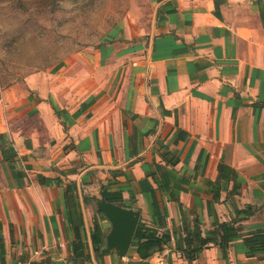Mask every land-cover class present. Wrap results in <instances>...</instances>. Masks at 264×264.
<instances>
[{
	"label": "crops",
	"instance_id": "obj_1",
	"mask_svg": "<svg viewBox=\"0 0 264 264\" xmlns=\"http://www.w3.org/2000/svg\"><path fill=\"white\" fill-rule=\"evenodd\" d=\"M128 5L123 37L134 39L131 47L101 49L99 65L71 64L52 80L30 75L2 92L0 149L14 155L0 152V264H187L176 246L192 217L205 237H213L214 221L246 205L252 214L235 225L247 232L264 224V0ZM162 149L178 158L167 166L170 184L182 187H172L177 201L144 175L164 165ZM219 162L235 171L240 188L228 194L231 183H221L214 201L205 180L215 179ZM106 184L148 226L147 192L155 189L164 219L157 230L169 241L148 258L130 245L121 258L92 251V218L102 243L109 224L93 213L91 197ZM66 188L79 202L87 259L72 260L69 251ZM243 251L238 238L222 259L208 243L191 264H264V254L250 262Z\"/></svg>",
	"mask_w": 264,
	"mask_h": 264
},
{
	"label": "rangeland",
	"instance_id": "obj_2",
	"mask_svg": "<svg viewBox=\"0 0 264 264\" xmlns=\"http://www.w3.org/2000/svg\"><path fill=\"white\" fill-rule=\"evenodd\" d=\"M128 6V0H0V97L30 75L57 79L71 64H101V49L131 47L134 39L123 37L132 23Z\"/></svg>",
	"mask_w": 264,
	"mask_h": 264
},
{
	"label": "trees",
	"instance_id": "obj_3",
	"mask_svg": "<svg viewBox=\"0 0 264 264\" xmlns=\"http://www.w3.org/2000/svg\"><path fill=\"white\" fill-rule=\"evenodd\" d=\"M52 108L55 110L54 105ZM2 158L6 160H12L11 157L14 152L11 149H7L4 152L0 149ZM161 159L164 161V165L159 163H153V170L145 172V177H149L155 184L156 189L166 194L167 197L173 201H177L176 196L172 193V187L176 189H182V187L174 183L170 184V178L172 172L167 166H174L178 162V158L172 152L167 149H162L159 152ZM216 177L214 180H205V184L209 188V194L212 200H217L221 183H231V187L228 194H237L240 184L236 180L235 171L226 164L219 162L216 166ZM20 175V173H17ZM180 180V179H179ZM180 182V181H179ZM109 184V182L107 183ZM102 187V195L104 200L121 204L122 197L119 191H110L108 186ZM64 207H65V221L68 229L72 233V240L69 243V251L72 260L77 258H88L87 245L83 233V222L80 213V206L76 194L72 192L70 188H66L62 195ZM83 203L86 199H82ZM148 207L150 210V221L152 226L145 225L142 222H138L133 232V236L130 242V246L134 249L137 257L140 260H144L150 256L152 251L158 250L163 244L169 241V235L166 231L158 232L157 228L164 226L163 215L161 214L158 202L155 196V189L151 188L147 192ZM253 212V208L249 205L244 206L242 209H234L232 211L233 216L229 221H214L211 224V229L208 234L213 237H205L201 234L200 223L196 217H192L190 223H183V237L182 245L176 246L180 255L184 258L187 264H191L195 259L197 253L208 243L215 245L220 252L221 258L226 259V251L230 244L240 238L244 255L250 262L256 261L264 254V224L261 228L242 232L240 226L235 225L237 222L246 219ZM95 214L101 217V214L95 210ZM89 240L92 251L95 253L98 251L102 243V231L95 216L92 218L91 228L89 231Z\"/></svg>",
	"mask_w": 264,
	"mask_h": 264
},
{
	"label": "water",
	"instance_id": "obj_4",
	"mask_svg": "<svg viewBox=\"0 0 264 264\" xmlns=\"http://www.w3.org/2000/svg\"><path fill=\"white\" fill-rule=\"evenodd\" d=\"M98 194V197L92 196L91 199L95 209L107 220L109 228L95 255L114 252L121 258L130 245L138 221V211L104 200L101 189Z\"/></svg>",
	"mask_w": 264,
	"mask_h": 264
}]
</instances>
